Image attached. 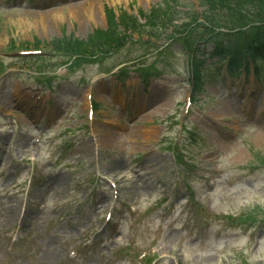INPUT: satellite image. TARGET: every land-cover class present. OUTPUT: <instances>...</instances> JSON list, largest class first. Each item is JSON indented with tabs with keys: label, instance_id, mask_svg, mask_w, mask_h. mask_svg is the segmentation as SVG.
Returning a JSON list of instances; mask_svg holds the SVG:
<instances>
[{
	"label": "rangeland",
	"instance_id": "obj_1",
	"mask_svg": "<svg viewBox=\"0 0 264 264\" xmlns=\"http://www.w3.org/2000/svg\"><path fill=\"white\" fill-rule=\"evenodd\" d=\"M206 9L0 0V264H264V59L262 78L223 79L192 57L185 30L204 38ZM67 41L81 44L54 48ZM191 62L209 69L195 93ZM10 202L28 226L4 224Z\"/></svg>",
	"mask_w": 264,
	"mask_h": 264
},
{
	"label": "trees",
	"instance_id": "obj_2",
	"mask_svg": "<svg viewBox=\"0 0 264 264\" xmlns=\"http://www.w3.org/2000/svg\"><path fill=\"white\" fill-rule=\"evenodd\" d=\"M205 6L207 9L203 18L205 25H207L206 34H204V38L202 37L201 40L196 41V44H199L200 41L215 43L216 46L211 53L219 58H223L227 55L230 58L228 70L233 75H237L241 70L240 68L243 66L244 58L250 59L255 63L263 58L264 20L262 19L264 18V0H205ZM212 10H218L221 17L218 19L211 17ZM150 16L155 18L154 24L162 20V15L150 13L149 17ZM171 19V17H168L167 20L171 21ZM115 20V17L112 15V21ZM124 26L125 28L128 27L126 24H124ZM213 29H215V31L211 32ZM187 31L188 35H191L188 29ZM118 34L119 33L114 29L113 36L111 37L115 38ZM219 37L224 38V40L216 41ZM112 38H110V40H112ZM65 40L70 39L67 37ZM91 42H93L92 39ZM80 44L79 41H77L76 44L67 41L64 42L63 45L55 44L54 48L57 51L69 52L74 49V45L77 47ZM191 46L193 47L195 44L191 43ZM93 47L97 48L98 46L94 43L92 45V48ZM194 51H200L199 46H197V48L194 47L193 52ZM92 53H94V51H92ZM245 54L246 56H244ZM203 68L204 67L200 69V65L195 64V74H201L202 71L205 70ZM196 85H198V83H196Z\"/></svg>",
	"mask_w": 264,
	"mask_h": 264
},
{
	"label": "bare ground",
	"instance_id": "obj_3",
	"mask_svg": "<svg viewBox=\"0 0 264 264\" xmlns=\"http://www.w3.org/2000/svg\"><path fill=\"white\" fill-rule=\"evenodd\" d=\"M114 1H119V0H114ZM99 11L102 14L104 13V4L102 1H101V4L99 5ZM91 13L94 14L95 11L92 10ZM71 16L77 19L81 17V14L80 12H74L71 14ZM54 19L56 20V22H58V21L63 20V16L60 14H57L54 16ZM40 22L45 28L46 27L45 19L41 18ZM4 142H5V139L3 137H0V148L2 149H3V145L5 144ZM18 142H20V144L24 143L22 139H20ZM2 156L3 154L0 152V159ZM213 160L214 159H210L209 161H213ZM60 180H61V177L55 179V181L53 182L54 185L57 186ZM146 185H148V183H146ZM46 188H47L46 185L40 188V193H44ZM21 206H22V203H21ZM2 211L5 212L4 224L8 223V227H12L14 222L16 223L15 225H20V228L26 227L29 225V222L32 221V218H34L33 213H32V208H27L24 212L20 208V211H18V205L13 202H10L9 206L6 208L4 207ZM22 212H23V215H22ZM72 225L75 226V223L72 222ZM2 236L4 237V234H2ZM199 238H204V236L201 235Z\"/></svg>",
	"mask_w": 264,
	"mask_h": 264
}]
</instances>
